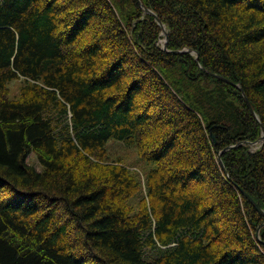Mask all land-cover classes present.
I'll list each match as a JSON object with an SVG mask.
<instances>
[{"label":"trees","instance_id":"obj_1","mask_svg":"<svg viewBox=\"0 0 264 264\" xmlns=\"http://www.w3.org/2000/svg\"><path fill=\"white\" fill-rule=\"evenodd\" d=\"M263 132L264 0H0V264H264Z\"/></svg>","mask_w":264,"mask_h":264},{"label":"rangeland","instance_id":"obj_2","mask_svg":"<svg viewBox=\"0 0 264 264\" xmlns=\"http://www.w3.org/2000/svg\"><path fill=\"white\" fill-rule=\"evenodd\" d=\"M166 40L167 39L165 38V41ZM19 85L20 84L18 82H15L14 85H12V94H11L12 97L17 94L18 92L17 89H19ZM115 142L116 141L113 139L109 141V148H110L109 150H111L113 155L123 156L124 160H126V162H128L129 164L142 167V162H140L138 158L137 150L135 149V147H126L125 145H122L120 143H115ZM29 160L31 163L35 164V166H37L38 169L41 168L39 166L40 163L34 154H31L29 156ZM158 254H160L158 250H150L147 252L146 256L148 258H154Z\"/></svg>","mask_w":264,"mask_h":264},{"label":"water","instance_id":"obj_3","mask_svg":"<svg viewBox=\"0 0 264 264\" xmlns=\"http://www.w3.org/2000/svg\"><path fill=\"white\" fill-rule=\"evenodd\" d=\"M146 10L149 11L150 13L154 14L153 11L150 10L149 8H147ZM163 28H164V33H166L167 29H166V26H165L164 24H163ZM166 34H167V33H166ZM167 39H168V37H167ZM164 47L166 48L165 45H164ZM193 53H195V52L193 51ZM197 56H198V55H197ZM197 56H196V57H197ZM197 58H198V57H197ZM240 89L243 90L242 87H240ZM246 101L248 102V104H249L248 106L250 107V109H251L252 111H254V108H253V106H251L252 104L250 103V101H249V99H248L247 97H246ZM211 136H212V138H213L214 143H216L217 140H216L215 134L212 133ZM260 140H261V141L264 140V132H263V135L260 137ZM251 201H253V200L251 199ZM253 202H254V201H253ZM255 204H256L257 208H259L258 203H255ZM259 210H260V211H263L261 208H259ZM263 212H264V211H263Z\"/></svg>","mask_w":264,"mask_h":264},{"label":"bare ground","instance_id":"obj_4","mask_svg":"<svg viewBox=\"0 0 264 264\" xmlns=\"http://www.w3.org/2000/svg\"><path fill=\"white\" fill-rule=\"evenodd\" d=\"M154 13V12H153Z\"/></svg>","mask_w":264,"mask_h":264}]
</instances>
